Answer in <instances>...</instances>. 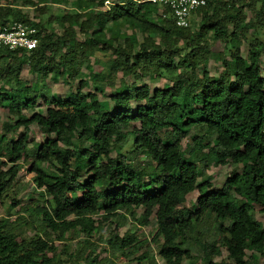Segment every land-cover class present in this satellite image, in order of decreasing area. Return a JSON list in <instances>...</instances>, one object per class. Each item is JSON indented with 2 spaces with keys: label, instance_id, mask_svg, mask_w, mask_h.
<instances>
[{
  "label": "trees",
  "instance_id": "1",
  "mask_svg": "<svg viewBox=\"0 0 264 264\" xmlns=\"http://www.w3.org/2000/svg\"><path fill=\"white\" fill-rule=\"evenodd\" d=\"M118 1L124 4L99 12L95 9L103 0H51L67 9L45 14L32 3L0 0V28L20 22L34 28L37 39L28 52L0 50V80L12 90L0 103L15 116L4 128L20 129L15 138L0 135V198L22 168L20 159H30L27 171L44 199L29 210L30 221L9 219L16 213L0 217V264H64L54 241L64 242L71 233L82 235L85 243L97 225L111 218L128 217L142 227L150 216L156 227L152 241L163 264L187 259L186 264H196L187 238L203 216L213 217L219 244L200 243L202 264H246L245 252L255 261V255H264V227L252 214L257 207L264 215V40L248 32L257 34L258 25L264 26V0H258L257 23L244 17L252 0H216L196 11L195 30L175 27L165 10L150 3ZM25 6L33 8L32 19L19 9ZM121 27L138 31L141 41L135 32L121 33ZM205 37L222 42L229 54L230 67L216 55L222 67L217 77L194 73L210 55ZM242 42L248 44L244 58ZM106 51L114 58L102 71L91 72L95 52ZM23 67L34 83L25 85L18 78ZM82 67L92 92L82 91L88 86ZM117 72L121 78L164 76L170 85L149 90L145 84H122L105 100L104 87L112 86ZM51 75L77 79V87L56 99L44 84ZM37 100L42 108L34 110ZM30 125L45 137L27 147ZM191 130L195 152L215 165H240V172H232L217 190H210L207 177L198 180L201 171L181 149ZM124 142L140 152L144 163L111 156ZM193 191L194 205L187 208L185 197ZM97 214L100 218L92 219ZM28 225L37 232L26 235L22 226ZM116 228L108 232L109 249L123 253L136 246L131 233L119 236ZM220 248L229 262L213 261ZM76 257L71 264H93L92 251L77 250Z\"/></svg>",
  "mask_w": 264,
  "mask_h": 264
},
{
  "label": "rangeland",
  "instance_id": "2",
  "mask_svg": "<svg viewBox=\"0 0 264 264\" xmlns=\"http://www.w3.org/2000/svg\"><path fill=\"white\" fill-rule=\"evenodd\" d=\"M12 1L13 3H16L18 5H23L24 3H26V5H30V3L35 4L37 6H40V8H42V12L45 14L48 13L47 9H50V12L56 11V9H67L63 8L62 6L51 4V0H17V2L16 0ZM20 7L19 9H21V11L24 12L28 16V18L32 19L33 8L29 6H25L22 8ZM260 9L261 4L258 0L250 1V7L244 8L245 19L251 20L253 23H257V17L255 13H258ZM262 10L264 11V6L262 7ZM197 23L198 17L193 16L189 26L190 30H195ZM52 28L54 31H58L55 26H53ZM75 31L77 30L75 29ZM120 32L125 35H129L130 32H135L136 39L139 42L141 41L142 36L138 31H133V29L121 27ZM248 33L249 35L258 37L260 41L264 40V26H262L261 24L258 25L257 34H253L251 29ZM78 38L79 40H82L81 35H79ZM204 39L206 41V49L210 52V55L204 61L203 65L195 69L194 73L197 76H200L201 72L205 71L210 77H217L222 69L221 56H223L224 60L227 61L229 67L232 66L229 60V54L227 51L224 50V44L222 42L213 41L206 37ZM155 40L157 41V38H155ZM180 44L181 42L177 44V47H180ZM247 50V42H242L239 48L241 57H246ZM184 52V50H180L181 54H183ZM94 57L96 58V64L92 65L91 72L95 73L98 71H102L103 65L107 61L114 58L113 54H110V51H106L105 53L95 52ZM6 63H10V60L8 59L5 64ZM2 65L4 64L0 63V71L2 69ZM260 66L261 68L264 67V50L261 54ZM81 69L83 74L82 79L86 80L88 83V86L82 89V91L85 93L92 92L90 86L91 81L90 78H88L87 76L88 70H85L83 67ZM18 78L25 85H30L35 81L34 75L31 74L26 67H23V69L20 71ZM131 83H134V85H136L137 87L141 86L142 84H145L149 88V90H152L154 88L159 89L162 88L164 85H170L169 79L164 76L154 75L153 77H149L148 75H145L140 79H134L132 76L121 78L120 72H117L113 77L112 86L105 85L103 99L106 100L108 98V95L113 87H119L122 84L128 86ZM44 84L48 90V93L51 96L55 97L56 99L62 100L65 99L66 96L77 87V79L64 80L62 78L51 75L44 81ZM11 92L12 90L2 84L0 80V100L4 94H10ZM98 98L101 97L98 96ZM130 105L133 109L134 104L130 103ZM38 108H42L40 100H37L34 110ZM23 113L29 114L30 112L23 110ZM14 121V114L4 108L3 105L0 103V135H4L6 139L15 138L17 131H20V129L14 130L11 127H5L7 128L5 130L4 128L5 123H8V125L11 126ZM136 125L137 124H131V127H135ZM194 132V130L189 131L187 137L182 140L181 149L184 150L185 158L194 161L197 164L198 169L201 171V175L199 176L198 180L203 177H207L210 183V190H217L222 186L225 178L228 177L232 172H240V165L233 166L230 163L224 165H215L212 160H209L208 158L206 159L205 157H202L200 153L195 152L191 144L190 138V136H192ZM44 137L45 136L34 125H30L28 132L27 147H30L34 143L42 142L44 140ZM204 142H201V144L203 145ZM120 145L121 146L118 151H116L115 149L111 151L112 157L122 155L124 158L131 160L133 163H144V157L140 154L138 150H132L128 142L121 143ZM205 152L206 149H203L201 151V153ZM29 160L30 159H20V165L22 168L17 172L16 179L10 189L1 195L0 217H3L8 213H16L11 215L9 219L13 220L17 216H22L28 221H30L29 217H32L33 214L29 210L32 209L36 204L40 205L41 202L44 201V199L40 198L39 196V190H36L32 183V174L27 171ZM6 167H9V164H7L5 168ZM195 197L196 191H193L188 194L185 197L184 206L187 208L192 207L195 202ZM12 203L14 204L11 206ZM139 213L140 210H136V215H138ZM252 214L255 220H257L262 225V227H264V215L259 212L257 207L253 208ZM100 216L101 214L94 215L92 219L96 220L100 218ZM148 221L149 223L147 226L139 227L128 217L125 220L120 219L118 217H114L111 218L110 222L107 224L97 225V230L92 233L91 237L87 241H85V243H82L85 240L82 235L79 234L76 237L70 233L66 236L67 240H65L64 242L54 241L53 246L55 247L56 255L61 260H64V264H71L74 259H79L77 257L75 258L77 250L92 251L93 264H150V259L153 260L154 264H163L157 256L155 243H153L152 241V237L156 229L153 216H150L148 218ZM31 224L33 225L34 223L31 222ZM115 226H117L115 231L118 233L119 236H122L123 233L126 231L131 233L136 239V246L127 250L126 252L124 251L123 253L109 249L105 245L106 238L109 230L113 231V228ZM22 230L28 236H31L37 232L36 228L30 227L29 225L27 227L22 226ZM218 240L219 235L215 231V222L213 217L203 216L199 223L193 226V230L187 238V241L190 245L189 255L192 257V261L196 262V264H202V260H200V243H207L211 241L214 242V245L217 247L219 244ZM248 255L249 252H245V259H247L246 264H264V255H255V261L248 260ZM137 260H139V262ZM188 260L189 259L184 260L183 263L186 264ZM213 261L229 262L222 248H220V254L214 257ZM80 262L81 264H83L82 261Z\"/></svg>",
  "mask_w": 264,
  "mask_h": 264
},
{
  "label": "built area",
  "instance_id": "3",
  "mask_svg": "<svg viewBox=\"0 0 264 264\" xmlns=\"http://www.w3.org/2000/svg\"><path fill=\"white\" fill-rule=\"evenodd\" d=\"M216 0H132L141 4L150 3L165 10L177 28H188L196 11L214 3ZM118 0H103L102 7L95 11L106 12L113 5H122ZM37 46L35 29L20 22H11L0 28V50L31 51Z\"/></svg>",
  "mask_w": 264,
  "mask_h": 264
}]
</instances>
